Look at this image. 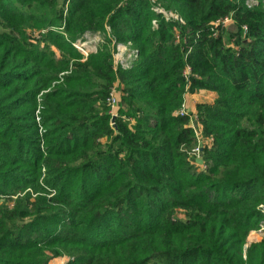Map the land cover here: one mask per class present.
<instances>
[{"label": "trees", "instance_id": "obj_1", "mask_svg": "<svg viewBox=\"0 0 264 264\" xmlns=\"http://www.w3.org/2000/svg\"><path fill=\"white\" fill-rule=\"evenodd\" d=\"M262 205L264 0H0V264H264Z\"/></svg>", "mask_w": 264, "mask_h": 264}, {"label": "built area", "instance_id": "obj_2", "mask_svg": "<svg viewBox=\"0 0 264 264\" xmlns=\"http://www.w3.org/2000/svg\"><path fill=\"white\" fill-rule=\"evenodd\" d=\"M154 9L158 14L164 15L167 18V20L174 19L176 21L183 22L181 20V18L179 20L176 16H174L171 13H170V15H168L160 7H157V8L155 7ZM154 24L157 27L156 21H154ZM100 35L101 34L96 36V38L94 40L89 41V40H91L90 35L87 34L83 39H81L84 42H82L81 40H78L76 43H74V46L82 53V55L84 57H88L90 54L97 52V48H98L99 44L103 41V38L101 39L102 35L101 36ZM89 42H96V46L94 45V46L89 47V45H88ZM113 46H114L113 63H114L115 69L121 68V69L127 71V70L132 69L138 63V61L140 59V51L137 48H135L131 42L124 44V43H118L116 41H113ZM183 75H184L186 81L189 82L190 76H191L190 67H187L185 69ZM114 95H116V94H114ZM117 103H118L117 99L115 100L113 97L110 99L111 107L117 106ZM186 115H188V114L185 111V105H184L182 108V111L180 112V116L184 117ZM198 151L199 150L196 149V152H198ZM260 211L264 217V205H262L260 207ZM261 222H262L261 225H259V227L256 230L252 231L250 236H249V237L254 238V239H252V240H254V241H252V243H256V242H259V241L264 239V219ZM258 238H260V239H258ZM248 244H250V243H248Z\"/></svg>", "mask_w": 264, "mask_h": 264}, {"label": "rangeland", "instance_id": "obj_3", "mask_svg": "<svg viewBox=\"0 0 264 264\" xmlns=\"http://www.w3.org/2000/svg\"><path fill=\"white\" fill-rule=\"evenodd\" d=\"M59 1V4H60V6L61 7H66L67 8V3H68V0H58ZM253 3H257V2H255V1H251V4L250 5H252ZM157 8V7H156ZM164 11V10H163ZM166 12V11H165ZM168 15H170V13L171 14H173L174 16H176L179 20H180V16L178 15V14H176V13H174V12H166ZM224 24V27H226V26H228V25H231L233 22H232V20L231 19H228L227 21H225V22H223ZM157 25V24H156ZM158 26V25H157ZM109 33H110V31H109ZM34 35H39L38 34V32H35L34 33ZM88 35H90V39L91 40H89V41H92V40H94L95 38H96V36H98L99 34H88ZM109 35V34H108ZM101 36V35H100ZM104 37L106 36L107 37V35H103ZM103 36H101V39L103 38ZM82 41V40H81ZM82 42H84V41H82ZM88 45H89V47L90 46H96V42H89L88 43ZM229 46L231 47V48H237L235 45H234V43L233 44H229ZM55 50V49H54ZM191 74H192V70H191ZM190 78H191V76H190ZM119 90V89H118ZM115 91H117L116 90V88H115ZM120 91V90H119ZM115 100L117 99V101L119 100H121V97H120V94H116V95H111ZM116 97V98H115ZM215 99H216V95L215 94H213L212 92H209V91H206V90H202V91H199V93H197V94H193L192 95V97H190V99L187 97V99L185 100V103L183 104V106L185 105V111H186V113L187 114H191V115H193L192 116V120H193V125H194V127H195V122H196V115H194V112H196V105L198 104V103H206V102H214L215 101ZM183 106H182V108H183ZM117 107V108H116ZM118 110H119V107H118V103H117V106H113L112 107V115H113V117L114 116H116L117 117V114H118ZM182 111V109L180 110V112ZM200 144H203V146L205 145V143H204V141H200V143H199V145ZM199 150V149H198ZM194 154L196 155L195 157H194V159L196 160V162H197V160H202V153L200 152V150L198 151V152H196V150L194 151ZM203 161V160H202ZM262 223V222H261ZM261 223H260V225H261ZM252 239H254V238H252V237H248V243H252V241H254V240H252ZM256 239V238H255ZM258 239H260V238H258ZM55 264H64V262L62 261V260H57V262H55Z\"/></svg>", "mask_w": 264, "mask_h": 264}, {"label": "water", "instance_id": "obj_4", "mask_svg": "<svg viewBox=\"0 0 264 264\" xmlns=\"http://www.w3.org/2000/svg\"><path fill=\"white\" fill-rule=\"evenodd\" d=\"M115 120H116V116H114L112 118V126H113L114 129H116ZM203 147H204L203 144H200L199 145V150H200L201 153L203 151ZM197 163L200 164V165H202L203 164V161L202 160H197Z\"/></svg>", "mask_w": 264, "mask_h": 264}, {"label": "crops", "instance_id": "obj_5", "mask_svg": "<svg viewBox=\"0 0 264 264\" xmlns=\"http://www.w3.org/2000/svg\"><path fill=\"white\" fill-rule=\"evenodd\" d=\"M189 99H190V97H192V95L191 96H187ZM187 97H186V99H187Z\"/></svg>", "mask_w": 264, "mask_h": 264}]
</instances>
